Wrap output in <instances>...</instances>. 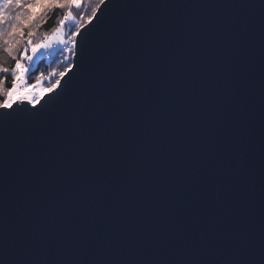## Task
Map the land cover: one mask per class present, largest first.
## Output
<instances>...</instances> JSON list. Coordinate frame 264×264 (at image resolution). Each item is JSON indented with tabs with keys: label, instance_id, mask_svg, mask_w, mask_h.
Segmentation results:
<instances>
[{
	"label": "water",
	"instance_id": "1",
	"mask_svg": "<svg viewBox=\"0 0 264 264\" xmlns=\"http://www.w3.org/2000/svg\"><path fill=\"white\" fill-rule=\"evenodd\" d=\"M78 40L0 127V264H264V0H106Z\"/></svg>",
	"mask_w": 264,
	"mask_h": 264
},
{
	"label": "snow or ice",
	"instance_id": "2",
	"mask_svg": "<svg viewBox=\"0 0 264 264\" xmlns=\"http://www.w3.org/2000/svg\"><path fill=\"white\" fill-rule=\"evenodd\" d=\"M105 4L106 0H97L96 7L92 8L91 15L87 16V20L75 23V29L65 37V24L76 21L77 17L73 13V8L79 9L81 0H0V49L9 56L14 50V44L19 42L16 38H24V29L31 27L37 19L46 15L49 10H65L63 19L59 21L53 34L46 36L39 43L33 44L31 39L33 33L27 32V44L31 46V55H28V48H25L15 59L12 68L6 67L3 60L0 59V95L4 97V100L0 101V127H15L17 120L11 116V111L15 110L14 105L27 102L35 109L44 99L45 94H51L60 87L62 79L71 73L75 67L72 63H68L67 67L59 72V78L50 87L47 89L40 88L39 91H36L40 80L43 79V74L37 78L36 84L29 87L26 80L28 68L22 61L26 59L31 62L40 49L53 48L57 44L63 47L64 61H70L73 56L78 54V37L86 29V25L91 24L97 18L101 5ZM36 8H39L40 11H34ZM81 20H83V14H81ZM8 74L13 77L10 87H6ZM21 122L26 123L27 121L22 120Z\"/></svg>",
	"mask_w": 264,
	"mask_h": 264
},
{
	"label": "trees",
	"instance_id": "3",
	"mask_svg": "<svg viewBox=\"0 0 264 264\" xmlns=\"http://www.w3.org/2000/svg\"><path fill=\"white\" fill-rule=\"evenodd\" d=\"M97 0H81V7L79 9L73 8V13L77 17L75 22H66L65 24V37L70 35L71 31L75 29V23L85 22L87 16L91 15L93 7H96ZM34 11L39 12L40 9L36 8ZM65 10H49L46 15L37 19L29 28L24 29V38L20 39L17 37L18 43L14 44V50L9 56L7 53L0 49V59L3 60L4 64L8 68H12L15 64V59L19 57V54L28 48L30 52V45L27 44V32L31 31L33 36L31 37L33 44L39 43L46 36L53 34L55 29L58 27L59 21L63 19ZM81 14H83V20H81ZM63 48L56 49L53 53L41 56L35 64L27 72V78L30 83L36 82L37 78L43 74V79L40 80V84L44 87H50L56 79L59 78V72L63 71L67 67L70 61H64ZM22 62H27L23 60ZM13 77L11 74L7 76L6 87L11 86ZM4 97L0 95V101H3Z\"/></svg>",
	"mask_w": 264,
	"mask_h": 264
},
{
	"label": "rangeland",
	"instance_id": "4",
	"mask_svg": "<svg viewBox=\"0 0 264 264\" xmlns=\"http://www.w3.org/2000/svg\"><path fill=\"white\" fill-rule=\"evenodd\" d=\"M51 35H52V34H51ZM49 36H50V35H49ZM59 48H63V47H62L61 45L57 44V45H55L53 48H49V49H43V48H42V49H40V50L37 52L36 56L33 57V60H32L31 62L27 61L26 63H25V62H22V63L25 64V66L28 68V72H29L30 68L33 66V64L36 63V61H37L41 56L46 55V54L53 53L56 49H59ZM28 55H31V47H30V52L28 53ZM26 80H27V84L29 85V87H31V85L37 83V81H36V82H33V83H30V82L28 81L27 74H26ZM40 88L47 89V87H45V86L43 87L42 84H40V82H39V87L36 89V91H39Z\"/></svg>",
	"mask_w": 264,
	"mask_h": 264
}]
</instances>
